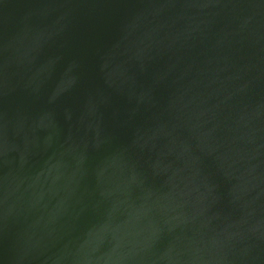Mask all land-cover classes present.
I'll return each mask as SVG.
<instances>
[{"label": "water", "instance_id": "1", "mask_svg": "<svg viewBox=\"0 0 264 264\" xmlns=\"http://www.w3.org/2000/svg\"><path fill=\"white\" fill-rule=\"evenodd\" d=\"M0 264H264V0H0Z\"/></svg>", "mask_w": 264, "mask_h": 264}]
</instances>
